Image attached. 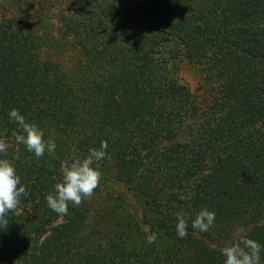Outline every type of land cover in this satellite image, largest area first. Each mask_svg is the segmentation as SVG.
<instances>
[{"label": "trees", "instance_id": "1", "mask_svg": "<svg viewBox=\"0 0 264 264\" xmlns=\"http://www.w3.org/2000/svg\"><path fill=\"white\" fill-rule=\"evenodd\" d=\"M51 30L79 50L72 69L53 57ZM183 61L201 75L198 96ZM12 109L54 154L15 142ZM0 139L28 191L0 224V264H224L221 248L240 235L264 247V0H0ZM101 141L94 193L115 206L121 185L141 223L91 199L64 216L47 205L62 162ZM202 209L215 213L207 232L191 228ZM101 229L105 242L91 247Z\"/></svg>", "mask_w": 264, "mask_h": 264}, {"label": "clouds", "instance_id": "2", "mask_svg": "<svg viewBox=\"0 0 264 264\" xmlns=\"http://www.w3.org/2000/svg\"><path fill=\"white\" fill-rule=\"evenodd\" d=\"M10 120L16 122L19 131L14 132L17 144H23L27 151L34 153L36 158H41L47 151L54 154L56 144L52 140H45L44 133L35 123L26 122L25 117L17 109L9 112ZM108 144L100 142L99 148H90L83 159L71 162H62L60 182L54 185V191L46 196L48 207L57 214H68V205L78 207L84 200L90 199L94 190L99 186L101 173L97 170L99 162L105 158ZM9 144L0 139V153L8 150ZM18 158V156H17ZM96 165L94 167L93 165ZM26 187L21 184V178L17 175L14 166L7 159H0V224L6 227L7 213L15 211L21 203V197L27 196ZM175 231L178 238H186L188 235V217L183 212L177 213ZM215 213L207 209L199 211L191 222V228L199 232H207L214 224ZM157 234L146 236V241L152 244L156 241ZM225 257L224 264H261V253L264 252L258 242L240 235L233 242L221 248Z\"/></svg>", "mask_w": 264, "mask_h": 264}, {"label": "rangeland", "instance_id": "3", "mask_svg": "<svg viewBox=\"0 0 264 264\" xmlns=\"http://www.w3.org/2000/svg\"><path fill=\"white\" fill-rule=\"evenodd\" d=\"M53 30V29H52ZM49 31L48 35H50L52 40L56 38L55 40L57 43L55 46L52 47L51 52L53 54V57H55L56 61L58 62L60 68L66 70V69H72V67L77 63L80 57L79 50L74 47L70 42H65L64 39L59 38V36H55L53 32ZM62 44V45H61ZM178 74L182 81L187 84L190 89L193 91L194 94L197 96L202 92V89H199V87L202 84V78L200 73L195 69V67L190 64L189 62L183 61L180 64V68L178 71ZM120 189L115 190L113 195H121V201L118 202L117 205H113L109 197H104L106 189H102L99 193H93L91 199V202L93 203V207L97 208L98 211L103 212L106 207H114L116 211V217L119 219H124V217L128 216V213L131 212L133 209L136 218L142 222V211L138 204L135 203V201L130 198V195L121 193V185L119 187ZM123 204V206H122ZM121 206V207H119ZM98 219V225L101 224L104 228L105 223L107 221L106 217L104 215L97 217ZM142 229L145 231V234L149 231L148 225H142ZM93 231H97V228H94ZM106 240L105 232L101 229V233L98 234V232H93L91 235V247H99L101 246ZM165 239H160L156 242L158 248L161 244L165 243ZM166 245V244H165Z\"/></svg>", "mask_w": 264, "mask_h": 264}]
</instances>
